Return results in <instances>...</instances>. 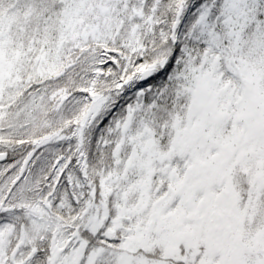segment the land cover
Here are the masks:
<instances>
[{
  "label": "snow or ice",
  "instance_id": "6c2138e0",
  "mask_svg": "<svg viewBox=\"0 0 264 264\" xmlns=\"http://www.w3.org/2000/svg\"><path fill=\"white\" fill-rule=\"evenodd\" d=\"M0 264H264V0H0Z\"/></svg>",
  "mask_w": 264,
  "mask_h": 264
}]
</instances>
